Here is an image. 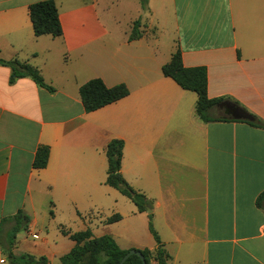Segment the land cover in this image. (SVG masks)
I'll return each instance as SVG.
<instances>
[{"label":"crops","instance_id":"crops-1","mask_svg":"<svg viewBox=\"0 0 264 264\" xmlns=\"http://www.w3.org/2000/svg\"><path fill=\"white\" fill-rule=\"evenodd\" d=\"M38 1L0 0V59L32 65L54 89L10 82L0 65V225L18 210L30 219L13 253L61 264L69 234L98 227L93 237L121 250L155 251L147 213L105 184V147L119 139L121 174L151 202L167 264H264V129L201 120L197 95L161 71L178 48L185 67L206 68L209 98L264 120V0H146L125 25L111 14L121 0H53L57 38L34 36ZM136 19L141 36L128 40ZM92 78L128 94L86 113L79 87ZM43 145L47 164L34 169Z\"/></svg>","mask_w":264,"mask_h":264},{"label":"trees","instance_id":"trees-1","mask_svg":"<svg viewBox=\"0 0 264 264\" xmlns=\"http://www.w3.org/2000/svg\"><path fill=\"white\" fill-rule=\"evenodd\" d=\"M142 8H145L146 0H137ZM29 18L32 23L35 37L50 35L57 38L61 35V25L59 22L58 11L53 0H43L32 3L28 7ZM140 21L136 19L132 23L128 40H134L141 36L139 31ZM0 65L9 67L11 70L10 82L16 78L30 77L33 82L41 88L53 92V88L46 85L37 68L32 65L21 62L18 59L3 60L0 59ZM163 76L171 78L183 90L192 91L197 95L196 112L203 121H235L244 122L252 127L264 129V120L253 113L241 107L239 103L234 102L236 106L249 113L252 121L236 120L225 114H219L223 110L221 105L226 99L223 97L209 98L207 95V70L204 66L185 67L182 63L181 52L177 48L170 57V60L162 65ZM128 89L124 84H116L107 87L100 78H92L79 87V96L83 110L86 113L93 112L108 104L114 103L127 96ZM123 141L119 139L110 140L105 147L107 158V173L105 184L116 189L125 197L129 198L140 212H145L146 208H151V202L142 194L134 190L123 178L121 168ZM49 157V147L39 146L32 160V168L42 169L46 166ZM255 204L259 208H264V191L256 198ZM149 218V231L152 234L157 247L154 252L148 249H129L140 252L145 264H167L168 255L165 252L160 238L153 227V213L147 214ZM118 215H113L107 219V222L118 220ZM29 217L22 211L10 218L3 219L2 223H10V228L6 232L8 248L6 256L10 264H49L45 257L35 258L29 254L15 255L11 251L15 234L20 230H26L29 224ZM69 237L75 242L73 248L61 256V264H118L122 257L129 250H121L109 235L92 237L91 232L85 231L69 234ZM123 264H141V260L136 255L129 256Z\"/></svg>","mask_w":264,"mask_h":264},{"label":"rangeland","instance_id":"rangeland-1","mask_svg":"<svg viewBox=\"0 0 264 264\" xmlns=\"http://www.w3.org/2000/svg\"><path fill=\"white\" fill-rule=\"evenodd\" d=\"M121 1H122L121 4L119 3V4H117V6H116V4H114L111 7V14H112V17L114 16V17L118 18V20L121 22L122 25H125V24H128L129 23V18H130V16L133 15V11L138 6V3L139 2L137 0L131 1V2H126V0H121ZM122 3H129V4H122ZM219 114H225V113L221 111ZM145 212H146V210H145ZM9 227H10V224L7 223V224H4L0 228V250L3 252V255L6 257V259H7V256H6V253L5 252H6L7 248H8V245H7V240H6V235L5 234H6L7 230L9 229ZM101 230H102V227H98V229H94V232H95V234H101L100 233ZM95 234L92 232V234H91L92 237L95 236ZM104 235H106V234H104ZM100 236H102V235H100ZM25 237H26L25 230H20L18 233H16L15 234V237L13 239V244L11 246V251H12V248H16L17 249L16 252H19V250H21L23 248V246L20 244V242H18V240H22ZM37 238H38V236H37ZM37 238H35V239H37ZM30 240L31 239H28V241H30ZM12 253H13V251H12ZM24 254H26V253H24ZM7 264H10L9 261H8V259H7Z\"/></svg>","mask_w":264,"mask_h":264},{"label":"water","instance_id":"water-1","mask_svg":"<svg viewBox=\"0 0 264 264\" xmlns=\"http://www.w3.org/2000/svg\"><path fill=\"white\" fill-rule=\"evenodd\" d=\"M222 105L225 108V110H224L225 113L230 115L233 119L246 120V121H252L253 120V118L251 117V115H249V113H247L246 111H244L243 109H241L240 107L236 106L235 104H233L231 102H224ZM146 212L150 213L151 209L146 208ZM131 255L138 256L141 260V264H145V259H144L143 255L140 252L134 251V250H129L122 257V259L119 261L118 264H123L126 261V259Z\"/></svg>","mask_w":264,"mask_h":264},{"label":"built area","instance_id":"built-area-1","mask_svg":"<svg viewBox=\"0 0 264 264\" xmlns=\"http://www.w3.org/2000/svg\"><path fill=\"white\" fill-rule=\"evenodd\" d=\"M33 237H34V238H37V236H36V235H34Z\"/></svg>","mask_w":264,"mask_h":264}]
</instances>
